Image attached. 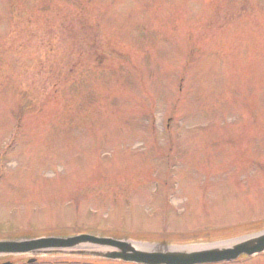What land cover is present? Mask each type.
Instances as JSON below:
<instances>
[{
	"label": "rangeland",
	"instance_id": "rangeland-1",
	"mask_svg": "<svg viewBox=\"0 0 264 264\" xmlns=\"http://www.w3.org/2000/svg\"><path fill=\"white\" fill-rule=\"evenodd\" d=\"M261 232L264 0H0V241Z\"/></svg>",
	"mask_w": 264,
	"mask_h": 264
},
{
	"label": "water",
	"instance_id": "water-1",
	"mask_svg": "<svg viewBox=\"0 0 264 264\" xmlns=\"http://www.w3.org/2000/svg\"><path fill=\"white\" fill-rule=\"evenodd\" d=\"M233 242L235 243L227 247L214 246L195 251L158 250L146 252L133 249L125 240L79 234L65 238L41 237L28 240L0 241V257L49 255L91 246L92 248L87 253L93 259L123 264H223L264 252V232ZM101 250L106 251L102 252ZM71 254L74 255V253ZM76 255H84V252H77ZM35 261V258H31L27 263L32 264ZM1 264L12 263L4 262Z\"/></svg>",
	"mask_w": 264,
	"mask_h": 264
},
{
	"label": "trees",
	"instance_id": "trees-1",
	"mask_svg": "<svg viewBox=\"0 0 264 264\" xmlns=\"http://www.w3.org/2000/svg\"><path fill=\"white\" fill-rule=\"evenodd\" d=\"M232 233L231 234H237L239 232H236V231H232L230 230ZM229 232V231H228ZM228 233H225V232H214V233H208L207 231L206 232H203V233H199L198 235L195 234V235H190L188 237H182V238H178V239H173L174 242H177V243H188V242H194V241H200V240H209V239H219V238H225ZM230 236V235H229ZM145 239H149V240H155V241H163L162 238L160 239H157V237L155 239H151V238H145V237H135L134 240H138V241H147ZM172 240V239H170ZM165 241H169V240H165ZM171 242V241H170ZM80 260H77L76 262H79ZM102 262H105L106 264H113V263H117V264H123V263H119V262H110V261H102ZM53 262H45L43 264H52ZM73 263V262H72ZM95 264V261L94 260H91L89 262V264Z\"/></svg>",
	"mask_w": 264,
	"mask_h": 264
},
{
	"label": "bare ground",
	"instance_id": "bare-ground-1",
	"mask_svg": "<svg viewBox=\"0 0 264 264\" xmlns=\"http://www.w3.org/2000/svg\"><path fill=\"white\" fill-rule=\"evenodd\" d=\"M236 241V240H235ZM233 241L230 242H226V243H220V244H215V245H197V246H188V247H178V248H164V247H159V246H145V245H141V244H133V243H129L131 245V247L135 250L138 251H146V252H150V251H158V250H163V251H195V250H201V249H207V248H211L214 246H230L232 245Z\"/></svg>",
	"mask_w": 264,
	"mask_h": 264
},
{
	"label": "flooded vegetation",
	"instance_id": "flooded-vegetation-1",
	"mask_svg": "<svg viewBox=\"0 0 264 264\" xmlns=\"http://www.w3.org/2000/svg\"><path fill=\"white\" fill-rule=\"evenodd\" d=\"M3 257H5V256H3ZM27 261H28V260H26L24 263L28 264ZM4 262H10V263H12V264H16V263H13V262H11V261H0V264H1V263H4ZM35 263H36V264H43V263H40L37 259H36V261H35L34 263H32V264H35Z\"/></svg>",
	"mask_w": 264,
	"mask_h": 264
}]
</instances>
